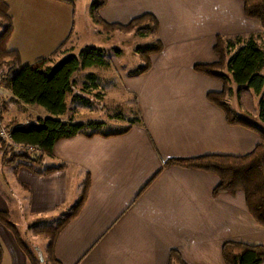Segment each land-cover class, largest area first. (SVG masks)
Segmentation results:
<instances>
[{
	"label": "crops",
	"instance_id": "1",
	"mask_svg": "<svg viewBox=\"0 0 264 264\" xmlns=\"http://www.w3.org/2000/svg\"><path fill=\"white\" fill-rule=\"evenodd\" d=\"M5 3L12 19L11 5ZM53 4L24 0L22 8L27 14L36 8L37 15H44ZM142 14L157 21L163 49L149 57L147 72L118 79L123 92L134 96L143 127L133 126L119 136L59 140L52 146L51 161L66 167L44 176L10 169L20 211L28 222L63 213L88 174L85 202L54 243L53 255L60 264H167L171 250L184 264H223L224 242L264 248V228L247 214L241 192L212 196L215 176L178 167L161 169L171 159L242 156L260 142L255 133L225 123L223 113L205 98L220 92L221 84L192 71L194 65L216 61V36L259 33V24L243 16L239 0H105L98 11L104 22L120 25ZM63 24L64 35L69 27ZM5 90L7 94H0L5 108L9 102L34 107L11 101ZM78 115L73 121H101ZM69 176L77 190L69 187ZM0 211L9 213L1 194ZM0 246V264L4 259L6 264H24L22 252L1 226Z\"/></svg>",
	"mask_w": 264,
	"mask_h": 264
},
{
	"label": "trees",
	"instance_id": "2",
	"mask_svg": "<svg viewBox=\"0 0 264 264\" xmlns=\"http://www.w3.org/2000/svg\"><path fill=\"white\" fill-rule=\"evenodd\" d=\"M239 1L243 16L255 20L261 32L216 36L212 47L216 61L212 64L194 65L192 71L221 84L220 92L207 93L205 98L223 113L225 123L255 133L260 142L242 156L204 155L188 159H171L166 160L161 169L178 167L215 176L217 184L211 190V195L221 193L233 195L241 192L247 214L257 225L264 228V0ZM104 4L105 0H94L90 3L88 16L91 23L102 33H121L139 39L148 38V45L134 51L144 65L127 72L126 75L135 77L147 72L150 68L149 57L160 54L163 49L157 35V21L150 14H142L125 25L108 24L98 15ZM7 11L5 0H0V87L9 91L11 101L41 108L47 116L25 125H20L14 120L5 123L13 144L32 146L37 153H13L6 150L4 144L0 142L2 166L9 167L13 172L18 168H25L34 175L44 176L66 167L65 164L58 163L50 167L37 168L44 158L53 160L52 146L59 140L76 135L85 138L94 135L119 136L126 134L133 126L143 127L133 95L130 96V105L118 109L109 116L113 122L126 123L123 127L103 132L100 131L101 125L104 124L101 121H73L72 104L79 103L81 106L89 107L91 101L87 95L90 94L95 101L101 100L103 94L100 90L104 89L107 82L98 72L111 66L109 60L94 47H83L72 53L71 48L62 50L60 45L50 57L17 67V52L6 49L11 34V18ZM56 54L64 55L54 62L53 57ZM90 69L99 71L84 74ZM80 80L78 92L81 96L74 94ZM5 105L4 101L0 103V120L3 122ZM66 113L69 119H58ZM88 187L89 178L88 174H85L77 198L54 221L47 222L39 218L27 224L26 230L31 236L45 241L43 258L41 255H35L23 243L17 227L10 220L9 213L0 211V226L11 235L22 252L24 264H60L53 255L55 240L60 231L79 213L85 202ZM220 255L223 264H260L264 260V248L238 242H224ZM1 256L0 246V261ZM167 264L184 263L177 252L171 250L168 253Z\"/></svg>",
	"mask_w": 264,
	"mask_h": 264
},
{
	"label": "rangeland",
	"instance_id": "3",
	"mask_svg": "<svg viewBox=\"0 0 264 264\" xmlns=\"http://www.w3.org/2000/svg\"><path fill=\"white\" fill-rule=\"evenodd\" d=\"M5 1L11 5V13L14 14V17L11 19V34L7 40L6 49L17 52V67L30 65L42 58L50 57L54 51L58 50L60 45H62V50L71 48L72 53L77 52L83 47L96 48L103 53L104 58L109 60L111 64L107 70L98 72L102 74L103 80L107 82L104 89L100 90L103 94L101 100L95 101L90 94L87 95L88 100L91 101L89 107L75 103L71 105V109L74 110V115L79 114L78 117L76 116L78 119H82L85 116L100 118L104 123L100 128V131L103 132L125 126L126 123L113 122L108 118L112 113H116L118 109H123L130 105L131 102V97L123 92L118 75L123 74L127 76V72H132L144 65V62L136 56L134 51L136 48L148 45L149 39H139L129 34L102 33L91 23L88 16L89 5L94 0H55V4L51 8L47 7L44 15H37V9L32 7L31 11L29 10V14H27L25 9L23 10L22 8L24 0ZM51 4L49 3L48 5ZM65 22L69 28L63 35V23ZM40 23H42L40 25L42 30L39 29ZM71 26H73L72 31ZM61 47L59 50H61ZM64 54H56V57H53L54 62L58 61ZM97 71L99 70L90 69L86 70L84 74L97 73ZM80 84L81 80L74 91L76 95L81 94L78 92ZM4 93L7 94L6 90L0 87V94ZM4 100H7V98L4 97ZM231 104L234 106L232 101ZM41 115L47 116L41 108L21 107L9 102L3 114V120L4 123L14 120L20 125H25L29 122H34ZM53 165L54 162L44 158L37 168L41 169ZM10 176V168L0 164V194L7 204L10 220L17 227L23 243L35 255H41V258H43L42 253L45 241L31 236L26 230L29 222L18 207V198H16ZM69 177V187L72 185L77 190L78 187L73 182V177ZM57 217L58 215H55L50 220H47V222H52ZM6 263V259H4L2 264Z\"/></svg>",
	"mask_w": 264,
	"mask_h": 264
},
{
	"label": "built area",
	"instance_id": "4",
	"mask_svg": "<svg viewBox=\"0 0 264 264\" xmlns=\"http://www.w3.org/2000/svg\"><path fill=\"white\" fill-rule=\"evenodd\" d=\"M0 142H2L6 148V150L13 152V153H32L36 154L37 150L28 145H15L13 144L8 136L6 125L3 121L0 120Z\"/></svg>",
	"mask_w": 264,
	"mask_h": 264
}]
</instances>
